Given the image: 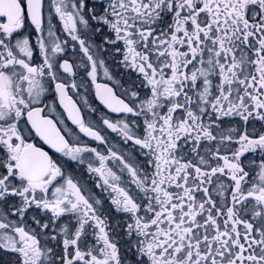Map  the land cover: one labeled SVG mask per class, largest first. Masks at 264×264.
<instances>
[{"label": "snow or ice", "instance_id": "snow-or-ice-1", "mask_svg": "<svg viewBox=\"0 0 264 264\" xmlns=\"http://www.w3.org/2000/svg\"><path fill=\"white\" fill-rule=\"evenodd\" d=\"M0 264H264V0H0Z\"/></svg>", "mask_w": 264, "mask_h": 264}]
</instances>
